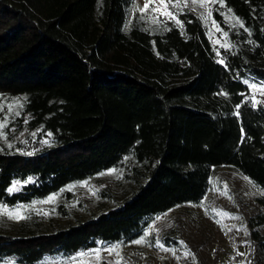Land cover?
Instances as JSON below:
<instances>
[{
	"label": "trees",
	"instance_id": "obj_1",
	"mask_svg": "<svg viewBox=\"0 0 264 264\" xmlns=\"http://www.w3.org/2000/svg\"><path fill=\"white\" fill-rule=\"evenodd\" d=\"M134 1L0 0V95L24 99L14 123L37 137L31 155L0 150V206L42 200L127 157L145 173L129 198L95 217L0 234V262L138 240L154 218L200 204L219 167L264 191V105L249 99V83H264V0H224L243 27L219 52L188 8L177 13L183 29L128 25ZM254 238L264 251V237Z\"/></svg>",
	"mask_w": 264,
	"mask_h": 264
},
{
	"label": "rangeland",
	"instance_id": "obj_2",
	"mask_svg": "<svg viewBox=\"0 0 264 264\" xmlns=\"http://www.w3.org/2000/svg\"><path fill=\"white\" fill-rule=\"evenodd\" d=\"M146 0H135L128 11V25L138 20L148 29L159 27L165 18L159 16V23H153L155 15L150 5L148 12L141 19V12ZM159 3V0H156ZM180 9H170L179 13L188 8L194 12L207 28L209 37L219 52L220 49L231 48L230 30L236 26L233 15L219 2L208 5L212 9V16L205 19L207 8H201L199 3L180 0ZM215 12L221 15L226 23L223 26L216 17ZM222 31H217L211 21ZM227 33V36H224ZM216 41H219L217 43ZM221 45H227L222 47ZM257 86H264L260 83ZM249 99L252 96L264 105V95L250 88ZM21 97L0 95V104L4 110L0 118L8 116V126L4 129L7 140L0 138V150L27 153L33 149L37 140L36 132H28L22 126L15 125V120L21 115L22 107L14 108L17 116L9 114L7 105L14 101L23 104ZM257 105V104H255ZM11 144L12 147H8ZM115 170V171H113ZM144 169L131 157L125 158L121 164L104 173L98 174L85 181L69 185L62 191L47 198L28 205L19 206L9 211L19 209L24 219H12L4 214L5 207L0 206V234L19 236L29 233L54 232L70 225L95 217L102 212L112 209L129 198L133 191L144 181ZM247 178V179H245ZM251 181V183H249ZM227 185L228 196L221 195L224 185ZM264 192L250 178L232 167H219L214 170L211 178V187L204 200L197 205H183L170 209L159 217L154 218L138 240H146L148 244L137 245L133 242L117 243L113 245H100L97 248L78 253L72 257L46 258L39 264H115L116 255L105 251L117 245L120 246V255L123 264H256L258 258L264 262V251L258 247L254 233L264 237ZM50 197H55L49 200ZM45 201H48L45 203ZM227 213L229 215H224ZM242 217L235 219L234 217ZM227 229H231L228 231ZM167 237L168 244L161 242ZM136 241V240H135ZM163 244L172 251H162L156 247V242ZM101 249L98 259L93 253ZM191 253L192 255H186ZM243 253L244 255H238ZM0 264H16L11 260Z\"/></svg>",
	"mask_w": 264,
	"mask_h": 264
},
{
	"label": "snow or ice",
	"instance_id": "obj_3",
	"mask_svg": "<svg viewBox=\"0 0 264 264\" xmlns=\"http://www.w3.org/2000/svg\"><path fill=\"white\" fill-rule=\"evenodd\" d=\"M219 2L221 7H225L226 5L224 4V0H192V3H199V6L201 8H207V15L205 17V19H209L212 16V9L211 7H209L208 5L213 4ZM187 4V0H184V5ZM150 5H155L152 7L151 11L152 13H154L155 15H153L152 17V22L153 23H159V16H163L165 18V20H171L174 23H176L181 29H183V24L182 22L177 18V12H174L170 9H180L182 7L180 0H159V3H156V0H146L145 5L143 7V9H139V11L141 12V19L144 18V13L148 12ZM232 19H234L236 21L237 24L240 25V27H243V23L236 18L235 16L232 17ZM212 25L216 28L217 31H222L221 29H219V26L216 25L215 20L211 21ZM224 36H227V33H224ZM217 43H219V41H216ZM222 47H226L227 45H221ZM220 63H224L223 60L219 61ZM250 88H252L254 91L256 92H260L262 95H264V86H257L256 84H251L249 85ZM252 100H253V105L261 103L260 101H257L255 99V95L252 96ZM4 105L0 104V112H2L4 110ZM16 107H23V105L20 104L19 101H14L11 104L7 105V109H8V113L11 115L14 112V108ZM239 107V106H238ZM15 115H19L20 113L18 111L14 112ZM237 115H239V113L237 112ZM8 126V116L5 115L2 118H0V138H3L5 140H7V136L4 132V129L7 128ZM49 135H51V133H49ZM8 147H12L11 144H8ZM28 155H31V153H27ZM115 171V170H113ZM247 179V178H245ZM249 183H251V181H249ZM19 190V182H17V184H14L11 188L8 189V191L14 192V191H18ZM221 195H225L228 196L229 199H231V197L228 195V191H227V185H224V191L220 192ZM262 194H264V192H262ZM55 199V197H50L49 200H53ZM48 201H45V203H47ZM4 214H7L9 218L12 219H24L25 217H23L22 215H20V211L19 209L15 210V211H9L7 208L3 209ZM224 215H229L227 213H223ZM235 219H242V217H234ZM228 231H231V229H227ZM135 244L137 245H141V244H148L149 242L146 240H136L134 241ZM156 247H158L159 249H161L162 251H172L173 255H175V250L174 249H168L166 248L163 244L159 243V241L156 242ZM120 246L117 245L115 247H111L109 249H106L105 251H108L109 253H113L116 255L117 259L115 261V264H123V257L120 255ZM100 253H101V249H97L95 250V252L93 253V255H95L98 259L100 258ZM238 255H244L243 253H237ZM186 255H192L191 253H186ZM250 264V262H249Z\"/></svg>",
	"mask_w": 264,
	"mask_h": 264
}]
</instances>
